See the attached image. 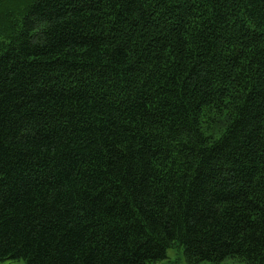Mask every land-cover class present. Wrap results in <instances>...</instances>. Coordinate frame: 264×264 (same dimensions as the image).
Listing matches in <instances>:
<instances>
[{"label": "trees", "instance_id": "16d2710c", "mask_svg": "<svg viewBox=\"0 0 264 264\" xmlns=\"http://www.w3.org/2000/svg\"><path fill=\"white\" fill-rule=\"evenodd\" d=\"M264 264V0H0V260Z\"/></svg>", "mask_w": 264, "mask_h": 264}, {"label": "rangeland", "instance_id": "374dc122", "mask_svg": "<svg viewBox=\"0 0 264 264\" xmlns=\"http://www.w3.org/2000/svg\"><path fill=\"white\" fill-rule=\"evenodd\" d=\"M0 264H27L22 259H13V260H0ZM150 264H188L185 260V257L182 252V248L178 246H172L167 249L166 257L155 261ZM199 264H212L207 261L200 262ZM219 264H246L244 262H239L237 260L227 259Z\"/></svg>", "mask_w": 264, "mask_h": 264}]
</instances>
